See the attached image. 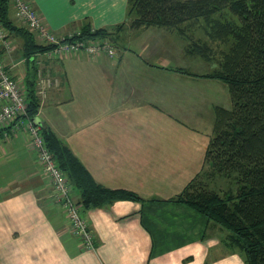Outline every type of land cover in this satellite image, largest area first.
Returning <instances> with one entry per match:
<instances>
[{
  "label": "crops",
  "instance_id": "1",
  "mask_svg": "<svg viewBox=\"0 0 264 264\" xmlns=\"http://www.w3.org/2000/svg\"><path fill=\"white\" fill-rule=\"evenodd\" d=\"M27 1L58 34L85 24L110 29L125 21L127 11V0ZM11 39L14 51L1 53L3 62L25 88L30 72ZM121 45L119 61L105 55L47 61L60 86L49 92L39 118L98 184L143 200L83 209L95 234V248L85 249L63 208L51 201V181L26 128L12 133L8 126L0 130V264H245L227 248L223 230L186 206L168 202L201 171L215 107L224 103L216 98L209 105L207 130L194 128L186 118L187 106L178 109L187 101L181 97L196 92L189 76L169 70L173 58L166 52L158 54L148 44L137 49ZM203 85L214 89L215 84ZM202 124L199 119L197 125Z\"/></svg>",
  "mask_w": 264,
  "mask_h": 264
},
{
  "label": "trees",
  "instance_id": "2",
  "mask_svg": "<svg viewBox=\"0 0 264 264\" xmlns=\"http://www.w3.org/2000/svg\"><path fill=\"white\" fill-rule=\"evenodd\" d=\"M10 1L0 0V22L23 41L22 57L30 72L26 80V118L32 121L39 117L40 107L35 56L52 47L38 43L27 27L14 23ZM147 29L174 32L190 43V55L215 62L217 66L210 74L169 70L222 81L232 101L230 109L215 110L203 169L168 202L186 206L223 230L226 246L240 250L246 264H264V0H127L124 22L110 29H93L90 24L80 27L82 38L108 37L114 43L115 32L140 33ZM197 29L203 31L206 40L195 37ZM40 129L82 210L143 200L134 192L98 184L67 143L51 128L42 125ZM219 176L227 185L211 187L212 180Z\"/></svg>",
  "mask_w": 264,
  "mask_h": 264
},
{
  "label": "built area",
  "instance_id": "3",
  "mask_svg": "<svg viewBox=\"0 0 264 264\" xmlns=\"http://www.w3.org/2000/svg\"><path fill=\"white\" fill-rule=\"evenodd\" d=\"M12 1L14 17L24 22L41 42L52 47L50 51L44 53L48 59L58 60L68 55H85L87 57L106 55L113 60L116 57L120 58V54H117L110 38L96 40L82 38L80 29L59 35L42 20L38 11L27 0ZM0 43L2 46L0 51V130L10 126L12 133H18L26 128V132L30 135L31 145L37 152L38 161L51 181L53 201L63 207L72 234L82 242L83 247L94 249L95 234L82 216L81 206L74 201L71 187L65 175L47 147L40 127L35 126L31 120L26 118L28 110L26 87L23 88L19 81L8 73L3 62L1 53L11 55L14 51V44L1 22ZM21 62H26V59L23 57ZM37 65V95L43 104L48 98L49 92L60 86V79L46 70L40 60L37 61Z\"/></svg>",
  "mask_w": 264,
  "mask_h": 264
},
{
  "label": "rangeland",
  "instance_id": "4",
  "mask_svg": "<svg viewBox=\"0 0 264 264\" xmlns=\"http://www.w3.org/2000/svg\"><path fill=\"white\" fill-rule=\"evenodd\" d=\"M12 3H13V1L11 0L10 1V8H11V15H12V19L14 20V23L16 25H20V26L27 27L24 22L19 21L18 19H16L13 16L14 11H13V8L11 6ZM52 30H54V29H52ZM147 31H151V32L148 33L149 36L146 35V34H143V33H141V34L139 33L137 35L138 32H135L132 35V33H129L127 30L124 31V32H122V33L115 32L114 35L116 33H118L117 34V37L118 38H116V36H115L116 41H115V43L113 42V46H114V49H116L117 54H121L120 47L121 46H124V45H121L122 43L125 44L126 46H128L129 44H131L135 49L142 48L143 46L145 47L148 44L149 46H152L154 48L153 49L154 51L157 49L158 50V54L160 52H166L167 54H169L173 58V60L171 62L172 64H170V66H167V67L182 68V69H186V70L190 71L191 73H194V74H197V75H200V74L203 75V74H208V73L210 74L212 71H214V68L217 66L215 64V62L214 63H208L207 61L203 60L201 58V56L198 55V54H196V55H190L187 52V47H188V45L190 43L187 42L186 39L181 38L176 33L170 32V31H167V30H164V29H147ZM8 34L10 35L11 38L14 39L15 43L18 44V51H19L18 54L22 56L23 55L22 54L23 41L19 37H15L9 31H8ZM66 34H68V33H66ZM195 34H196L195 37L201 36L205 40L207 38L206 36H204L203 31L201 29H197V32ZM134 36H136V37L133 38ZM142 36H148L150 38H148L146 40V42H144L142 40ZM152 36H154L155 39L154 38H151ZM35 37H36V40H37L38 43L46 44L44 42H41L37 38V36H35ZM137 39H138V42H136V43L131 42V41H134V40H137ZM159 44L161 46H159ZM156 46H158V47H156ZM215 47L217 48V46H215ZM213 49H215V48L213 47ZM166 58H169V57H166ZM109 59H111V58H109ZM119 59H118V57H116L114 59V61H119ZM39 60L41 61V64L46 68V70H49L50 73L52 74L51 69L48 68V66H46L44 64L48 63L49 61H54V60L48 59L44 54H38V55H36L35 56L36 71H37V66H38L37 65V61H39ZM111 60H113V59H111ZM147 61H149V63H150L151 60H149L147 58ZM142 62H145V61H142ZM151 62L153 63V65L155 63H157V62L158 63H161L160 60H156V59L155 60H152ZM145 63H147V62H145ZM188 79L190 80L189 81V84L190 85H193V86H191V88L192 87H195L194 90L196 92L194 93V91H192V93H191V91H189L188 92V95L181 97L183 100H187V101L179 102L178 103V109H181V108H184L185 106H187L184 110L186 111V113H188V115H187L186 118H188L189 124L190 125H193L194 128L198 127L201 130H207V129H205V127L211 125V122H210V120H211V113H210V111L211 110H210V106L209 105L211 104L212 101H214L217 98V99H219V101H222V103H224L225 107H228L229 105L232 106L231 94L229 92V89H228V86L226 85V83H224L222 81L212 80V79H207V78L205 80L202 77H196V76L195 77L194 76H189ZM210 80H212V81H210ZM208 81H210L211 83H209ZM205 82H207L210 86L214 83L215 84L214 85V89L213 88H207L206 86H204L203 84H205ZM216 87H218V88H216ZM35 88L37 90V80L36 79H35ZM38 98H39V96H38ZM182 99H178V100H182ZM39 101H40V107H39L38 115H39L40 110L42 109L43 104H44V103L42 104L40 98H39ZM225 107H222V108H225ZM216 108H219V107H215V110H216ZM230 108H228V109H230ZM215 110H214V113H215ZM192 111L194 113V117H192V119H191L190 118V114H191ZM183 118H185V116ZM199 119H201L203 121V124L200 125V126L197 125L199 123ZM214 122H215V117H214ZM214 125L215 124H213V127H214ZM213 127H212V130H211V133L210 134H212V132H213ZM211 136L212 135H210L209 143L211 141ZM209 143L207 145V148L209 146ZM207 148H206V151H207ZM205 156H206V152H205ZM204 165H205V159H204V161L202 163V169H203ZM198 174H196L194 176V178ZM226 185H227L226 184V180L222 176H219L215 180H212V182L210 184L211 187L214 186L216 188L218 186L225 187ZM52 194H53V191L51 192V196H50L51 201L54 204H57V203H55L53 201ZM58 205H60V204H58ZM224 234H225L224 235V241H225V239L227 237V234L226 233H224ZM228 249L230 251L235 252V253H239L241 255V257L243 258V260H244V257H243L244 255H243V253L240 250H238V249H232V248H228ZM244 262H245V260H244ZM245 264H246V262H245Z\"/></svg>",
  "mask_w": 264,
  "mask_h": 264
},
{
  "label": "water",
  "instance_id": "5",
  "mask_svg": "<svg viewBox=\"0 0 264 264\" xmlns=\"http://www.w3.org/2000/svg\"><path fill=\"white\" fill-rule=\"evenodd\" d=\"M32 122H33V124H34L35 126H38V127H41V126L43 125L39 117L33 119Z\"/></svg>",
  "mask_w": 264,
  "mask_h": 264
}]
</instances>
